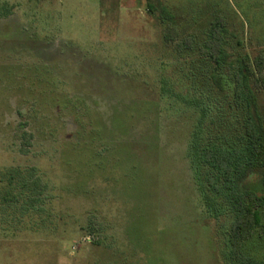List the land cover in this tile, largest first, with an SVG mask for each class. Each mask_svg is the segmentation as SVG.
<instances>
[{"label": "rangeland", "instance_id": "1", "mask_svg": "<svg viewBox=\"0 0 264 264\" xmlns=\"http://www.w3.org/2000/svg\"><path fill=\"white\" fill-rule=\"evenodd\" d=\"M157 1L182 31L202 38L221 17L237 54L264 49V0ZM1 4L0 264H109L139 256L147 237L150 261L120 264H226L232 217L221 199L215 217L203 212L187 151L224 116L231 85L210 92L215 70L197 39L189 51L167 47L145 0ZM112 110L130 121L114 139L100 131ZM29 173L40 181L32 196L7 187ZM246 250L264 260V239Z\"/></svg>", "mask_w": 264, "mask_h": 264}, {"label": "trees", "instance_id": "2", "mask_svg": "<svg viewBox=\"0 0 264 264\" xmlns=\"http://www.w3.org/2000/svg\"><path fill=\"white\" fill-rule=\"evenodd\" d=\"M145 1L148 12L160 11L158 20L162 24L161 37L167 47L177 52L189 51L197 39L200 61L210 64L215 70L210 75L218 90L214 92L211 88L210 92L222 93L224 81L231 85L226 113L218 118L222 120L223 126L217 124L218 119L216 122L211 120L206 125L207 138L200 141L196 135L192 136L187 155L200 171V175L196 176L199 179L197 189L202 198L200 203L203 212L209 217H215L216 213L211 207L212 200L221 199L232 217L226 231L227 251L223 255L224 262L264 264V260L246 250V245L252 239H264V105L259 101L264 92V49L257 47L251 55L244 51L237 54L235 43L230 36H226V22L223 18L215 17L210 20L202 38H198L191 30L182 31L172 19L166 18L161 13L159 1ZM0 10L4 11L0 13L1 16L10 12V8H6L4 4L0 5ZM236 47H239L237 43ZM228 50H235V55L231 57ZM184 61L187 62L186 59ZM220 69L223 70L224 80L219 82L215 78ZM120 117L122 116L112 110L105 129L101 127L100 131H106L112 139L113 132L119 136L125 133L130 121H124ZM31 181L30 173L22 174L19 175L18 186L10 178L7 187L13 186L20 196L28 198L34 194L36 186H40L37 179L33 184ZM150 240L147 237L138 241L137 248L141 249L139 256H116L113 263L108 261L109 264L125 263L128 259L140 262L144 260V256L150 261L154 250ZM100 248H105V245L102 244ZM103 260L99 263H103Z\"/></svg>", "mask_w": 264, "mask_h": 264}]
</instances>
